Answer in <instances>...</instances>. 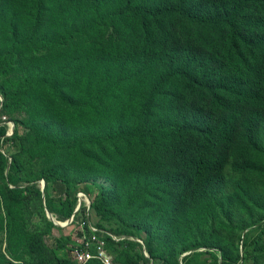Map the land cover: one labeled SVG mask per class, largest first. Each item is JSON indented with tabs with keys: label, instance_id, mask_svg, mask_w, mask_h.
I'll return each instance as SVG.
<instances>
[{
	"label": "trees",
	"instance_id": "trees-1",
	"mask_svg": "<svg viewBox=\"0 0 264 264\" xmlns=\"http://www.w3.org/2000/svg\"><path fill=\"white\" fill-rule=\"evenodd\" d=\"M0 109V264H81L93 189L112 264H264V0H0Z\"/></svg>",
	"mask_w": 264,
	"mask_h": 264
},
{
	"label": "rangeland",
	"instance_id": "rangeland-1",
	"mask_svg": "<svg viewBox=\"0 0 264 264\" xmlns=\"http://www.w3.org/2000/svg\"><path fill=\"white\" fill-rule=\"evenodd\" d=\"M6 114L7 113L2 112L0 109V121L1 120L7 121L9 126H12V124L15 125L13 120L17 119L18 115L17 114H7L6 115ZM20 115L22 117H24L23 113H20ZM13 151H14V148H13V146L12 147L9 146V143H7L4 146V152L6 155H11L13 153ZM70 177H73V175H71ZM92 181H95V182L103 184V185H106V183H107L106 182L107 180L103 179V178L94 179ZM78 185L80 186V184H78ZM41 186H43L42 182H41ZM52 193L54 194L53 191H52ZM96 194H97V190H95V189H93V191H90L87 195H85L83 193H79L81 204L85 208L83 213H86L88 216L86 222L79 221V222H74V224H69L71 221H67L68 223L66 225H62L63 228H59V229L54 230L53 234L48 239V242L50 244H53L55 242L54 241L55 237L59 238L61 236V234H66L67 236H70L71 241L72 242L74 241V244H77V245L81 244L84 237L92 236L95 228H97L96 225H98V223L101 221V219H99L100 216H98L96 210L94 208H92V206H91V202L95 198ZM113 202H114V206H117L120 204V201L118 198H114ZM39 207H40V205L37 201L32 203V215H31V219H30V224L35 226L36 229L42 228L44 225L43 217L38 212ZM118 214L120 216H127L128 212H121V213L118 212ZM47 217H49L48 214H47ZM249 222H250V220L247 218V216H245L244 214H242L239 211H234L232 214V218H231V226L234 228V231L231 232L230 237L225 238L224 234L221 231V228L223 227L222 224H225V222L215 221L214 222L215 226H217V227L219 226V227L216 230H214L212 234H210V230H208L204 233L196 231L194 233V239L198 243L204 242L206 244H210L212 242V240L214 238H217V237H219L217 239L221 243L224 241L225 242L238 241V236L245 232V230L247 228V224ZM57 224L60 225V223H57ZM106 226L112 227V224L106 223ZM146 228H147V230L150 229L149 227H146ZM140 235H141L140 241H145L146 230H142L140 232ZM250 235H252V236L255 235V236L260 237L261 238L260 243L264 244V228H262L260 226L255 227L253 232ZM223 245H224V243H223ZM154 251L156 254L154 257L156 264L160 260H162V261L166 260L169 263L170 262L173 263L172 261H175V260L180 261L181 257H182V255L176 250L169 252L166 248V245L163 242H160V239H158V238H156V241H155ZM107 253H108L107 254L108 257L101 261L102 264H112V256L109 254L108 251H107ZM245 264H252V263H251V261H249V259H247Z\"/></svg>",
	"mask_w": 264,
	"mask_h": 264
},
{
	"label": "built area",
	"instance_id": "built-area-1",
	"mask_svg": "<svg viewBox=\"0 0 264 264\" xmlns=\"http://www.w3.org/2000/svg\"><path fill=\"white\" fill-rule=\"evenodd\" d=\"M93 247L95 248L94 251L92 250ZM107 254L108 253L105 250L104 243L98 241L95 238V235L84 237L80 246H78L74 251L76 261L81 264H84L91 259H98L102 261L108 257Z\"/></svg>",
	"mask_w": 264,
	"mask_h": 264
},
{
	"label": "clouds",
	"instance_id": "clouds-1",
	"mask_svg": "<svg viewBox=\"0 0 264 264\" xmlns=\"http://www.w3.org/2000/svg\"><path fill=\"white\" fill-rule=\"evenodd\" d=\"M3 122H7V121H3ZM8 123V122H7ZM14 127H15V125H13L12 124V126H9V130H8V136H10L12 133H13V131H14ZM68 221H71V219L70 220H68ZM67 222V221H66ZM66 222H61V223H66ZM60 223V222H59ZM62 226V225H61Z\"/></svg>",
	"mask_w": 264,
	"mask_h": 264
},
{
	"label": "water",
	"instance_id": "water-1",
	"mask_svg": "<svg viewBox=\"0 0 264 264\" xmlns=\"http://www.w3.org/2000/svg\"><path fill=\"white\" fill-rule=\"evenodd\" d=\"M47 214H48V216L50 217L51 216V218H52V214L51 213H49V212H47ZM60 222V225H66L68 222H66V223H61V221H59Z\"/></svg>",
	"mask_w": 264,
	"mask_h": 264
}]
</instances>
